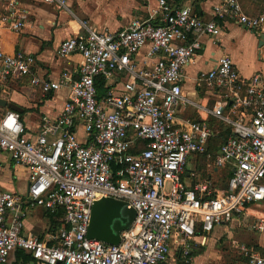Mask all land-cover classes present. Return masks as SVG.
Here are the masks:
<instances>
[{"label":"built area","instance_id":"1","mask_svg":"<svg viewBox=\"0 0 264 264\" xmlns=\"http://www.w3.org/2000/svg\"><path fill=\"white\" fill-rule=\"evenodd\" d=\"M58 9L65 0H43ZM158 16L115 31L87 28L63 40L57 55L77 54L79 66L56 80L33 78L43 92L66 88L56 118L41 117L31 136L16 111L0 118V152L28 170L26 192L0 190V264L16 250L41 264H160L175 250L183 257L221 226L257 236L239 245L238 264H264V78L247 79L222 55L195 77L196 88L215 92L210 110L221 128L183 118L185 68L201 49V36L221 33L227 21L264 34V11L247 14L239 0H219L212 18L192 5L156 0ZM10 0L0 12L2 29L18 31L24 11ZM149 47L139 66L136 56ZM35 57L6 53L0 39V88L30 74ZM120 79L118 87L116 79ZM107 89L99 94L96 81ZM223 129L213 167L227 170L225 190L213 194L210 177L188 187L183 180L191 154L208 152ZM83 133V137L78 132ZM123 201L135 211L117 245L87 238L93 203ZM24 206L61 211L63 225L43 238L25 233ZM173 251V252H172Z\"/></svg>","mask_w":264,"mask_h":264},{"label":"crops","instance_id":"2","mask_svg":"<svg viewBox=\"0 0 264 264\" xmlns=\"http://www.w3.org/2000/svg\"><path fill=\"white\" fill-rule=\"evenodd\" d=\"M9 1L0 0V12L6 11ZM13 1L17 13L24 11L25 25L18 31L2 29L0 39L3 49L9 54L16 52L30 54L35 57V64L29 75L10 78L0 88V100L5 102L4 105L0 103V118L8 112H18L26 133L30 136L36 132L41 117L46 116L50 119L57 117L67 96L66 88L43 92L38 85L33 84V78L56 80L64 68L73 71L81 62L77 54L65 59L58 57L57 49L63 40L85 33L89 27L97 31L111 32L124 28L132 21L158 16L156 0H65L66 6L62 9L43 0ZM218 1L200 0L199 12H197L204 19H211L212 5ZM193 2L194 0H182L180 5H192ZM239 2L247 14L264 11V0H239ZM220 26L221 33L218 36L200 37L201 49L196 60L185 68L183 96L191 104L185 105L180 110V116L183 118L209 125L214 121L216 126L219 123L210 113L215 92L205 87L196 88L197 72L210 69L217 58L225 55L232 59L242 78L247 79L256 72H261L264 78V45L259 46L260 39L257 32L243 28L232 21L220 23ZM148 47L149 44H146L136 56L139 66L145 65L143 59ZM104 82L103 79V88L106 92L107 87H104ZM116 83L121 87L120 79L117 78ZM218 128L221 126L219 125ZM78 135L83 137L81 131ZM206 158L204 154L188 156L186 164L189 162L191 168L185 166L184 183L191 187L210 177L213 194L222 193L225 190L229 169L225 167L223 170H216L212 162L209 171L205 169L209 164ZM27 182L28 170L15 164L7 154L0 152V190L24 194ZM23 210L25 233L43 238L47 233L63 225L61 217L56 218L54 214H48L40 207L24 206ZM254 236L257 239L255 234ZM6 264L41 263L33 260L28 252L16 250Z\"/></svg>","mask_w":264,"mask_h":264},{"label":"rangeland","instance_id":"3","mask_svg":"<svg viewBox=\"0 0 264 264\" xmlns=\"http://www.w3.org/2000/svg\"><path fill=\"white\" fill-rule=\"evenodd\" d=\"M211 125L216 128L214 121ZM210 156L208 169L210 171L211 163L217 153V149L209 150ZM187 168H191L189 162L186 164ZM214 233L206 236L201 244L192 246L190 253L183 257L175 250L168 257L169 260L165 264H238L239 261V245L246 242H253L255 236L253 233L246 231L245 228H230L221 226ZM164 264V263H160Z\"/></svg>","mask_w":264,"mask_h":264},{"label":"water","instance_id":"4","mask_svg":"<svg viewBox=\"0 0 264 264\" xmlns=\"http://www.w3.org/2000/svg\"><path fill=\"white\" fill-rule=\"evenodd\" d=\"M264 45V34L260 36L259 46ZM1 104H5L0 100ZM135 211L127 204L113 198L96 200L90 212L87 228V238L95 239L106 244L117 245L120 234L132 223Z\"/></svg>","mask_w":264,"mask_h":264},{"label":"trees","instance_id":"5","mask_svg":"<svg viewBox=\"0 0 264 264\" xmlns=\"http://www.w3.org/2000/svg\"><path fill=\"white\" fill-rule=\"evenodd\" d=\"M171 3L174 5H180L182 0H169ZM200 0H194L192 6L195 8L196 11H198V4ZM199 12V11H198ZM96 88L98 90L99 94L104 93V88H103V79H98L96 81ZM219 126V124H218ZM230 134L229 129H223L217 136L213 137L209 141V146H208V151L209 150H215L218 149L219 145L223 142V139L226 138ZM205 155V154H204ZM54 217L58 218L61 217V211L59 210L56 214L53 215Z\"/></svg>","mask_w":264,"mask_h":264}]
</instances>
